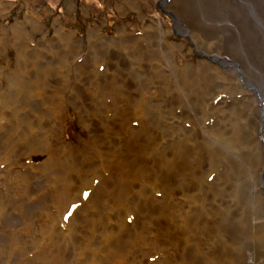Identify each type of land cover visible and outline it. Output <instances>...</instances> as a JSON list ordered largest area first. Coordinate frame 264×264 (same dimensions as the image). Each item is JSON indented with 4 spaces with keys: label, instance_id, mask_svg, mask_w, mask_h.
<instances>
[{
    "label": "bare ground",
    "instance_id": "bare-ground-1",
    "mask_svg": "<svg viewBox=\"0 0 264 264\" xmlns=\"http://www.w3.org/2000/svg\"><path fill=\"white\" fill-rule=\"evenodd\" d=\"M169 9L172 32L185 36L199 58L194 65L178 59L182 49L166 42L161 25L139 38L122 33L114 45L104 42L95 70L86 62L70 69L64 54L50 62L53 68L40 66L35 54L33 66L24 67L17 50L16 69L34 73L13 69L0 87L3 264H264V0H172ZM61 30L54 49L70 41ZM16 33L14 41H25ZM88 35L95 43L101 37L93 29ZM73 42L66 45L72 56ZM86 69L94 75L88 88H59L78 83ZM65 70L76 76L62 77ZM67 106L88 133L85 171L98 185L83 186L88 198L62 224L81 195L66 205L73 175L84 172L63 135ZM25 150L45 156L37 168L28 166L38 174L33 198L42 200L34 206L42 218L28 205L20 216L9 211L8 200L19 198L10 190L21 185L7 173L20 157L14 154ZM91 210L96 215L83 231L81 215ZM155 252L161 255L149 263Z\"/></svg>",
    "mask_w": 264,
    "mask_h": 264
},
{
    "label": "rangeland",
    "instance_id": "rangeland-1",
    "mask_svg": "<svg viewBox=\"0 0 264 264\" xmlns=\"http://www.w3.org/2000/svg\"><path fill=\"white\" fill-rule=\"evenodd\" d=\"M130 2H132L134 6L136 4L137 10H133L131 8ZM171 2L172 0H0V87L3 86V83L7 85L5 77L10 76L12 70L16 69V65L18 64L16 62L18 52L17 50L19 49H23L21 52L26 58L25 62L23 63L24 67L33 66V63L31 64L29 62H33V55L35 54L37 57L36 61L38 60L40 66L53 68L50 62L57 60L60 55L63 56L64 54L66 57L65 65L68 64L70 69H72V67L76 69L88 63V69L95 70V64L98 63V61H96L97 56H101L100 51L101 48L104 47L102 45L104 42L108 41L112 44L114 42H118L121 37L120 34L122 33H131L134 38H139L142 34L153 31L159 25L162 26L166 34V42L181 47L182 52L178 56V59H180L181 62L194 65L199 58L196 53L193 52L190 42H188L185 36L172 32L174 21L172 18L173 15L171 14L173 11H170L169 9ZM59 29H62L61 34L67 35L68 39H70L71 42L69 41L68 44H75L73 41H78V47L73 50L76 55L72 56L69 54L70 49L66 46L68 45L67 43L61 46L62 48L59 46H56V49L52 48L54 43L58 40L57 36L60 33ZM90 29H93L98 34H101V37H99V41H101V43H99V41L95 43V38L90 39L88 35ZM16 32L24 34L25 41H14L13 37L15 36ZM58 43L61 44L62 42L59 41ZM64 47L67 49L65 51H68V53L63 51ZM115 49L117 48L115 47L112 50L114 51ZM76 51H79V53L77 54ZM51 52L52 54H50ZM66 55H68V57ZM114 55L115 61L117 57H120L118 60H121V53L119 51H114ZM55 66L57 67L58 64ZM106 68V65L99 66L98 71L100 75L105 72L104 70ZM21 69L24 70L21 67L15 71ZM86 71L87 74L84 76H77L79 77L78 83H75V81L72 80L73 82L69 81L67 84L60 85L59 88L61 90L65 89V92L68 93H71L70 90L73 87H80L81 84H83V89H85V87L88 88L86 83L87 81L92 80L94 75L87 69ZM24 72L28 76H31L34 73L31 72V69L24 70ZM51 75L52 74H50L49 77L52 79ZM62 75V77L76 76L67 70H65ZM98 79L100 80L96 81L103 82V77L101 78L100 76ZM119 80L120 79L117 81ZM152 89L157 91L155 86H153ZM41 93L47 94L45 90H42L40 94ZM245 93L247 94L248 92ZM236 97L239 100H245L243 95H237ZM108 101H110L109 97H107V103ZM67 107L68 118L65 120L63 135L66 138V141L71 143V148L69 151L75 155V159L82 162L84 166V172L73 175L76 178V181L71 184V189H73V191L69 193L70 199L66 202V205L68 206L71 204V202H75L78 200L80 193L81 195L79 196V201L71 204L69 208L67 207V212L65 211V213L62 214V224L63 222H67V220L71 217L72 212L80 208L88 198L90 190H85L83 186L86 188L91 186L92 188L98 185V180L94 179L96 176L89 177L91 174L89 175L85 171L88 163L86 164L85 162L86 155L82 152V149L84 147L83 141L88 139V133L84 130L82 125H80L79 118L76 115L75 110L73 111V108L70 106ZM132 124L133 128H138V124L136 122ZM185 127L190 128L188 123L185 124ZM10 131H14V134L19 132L13 128H10ZM5 133L6 132L3 131L0 135ZM20 135L22 139L26 137L25 133H20ZM14 153L15 151L10 152L9 154L11 157H14V155H18V157L20 156L16 159V162L11 163L13 165V169L15 168L17 170L11 169V171L7 173V178L10 179L14 184H20L21 187L18 186L19 188L15 189L12 184L8 187V190H10V187H13L10 191H15L14 194H17V197L19 196L18 202L16 204H14L16 202L15 200L13 202L8 200L10 205L9 211L11 213H15L16 216H20L23 207H28L29 209H33L35 211V216L37 215L39 218H42L40 217L41 215L37 213V209L34 208L35 205H40L42 200L33 198L38 194V174L36 172L35 175L31 174L32 172L28 169V166L33 165L37 168V165L43 162L45 156L40 153H30V151L27 150L21 154ZM92 160H94V158ZM4 165L5 163H0V171L4 169ZM107 170L108 172H106V174L113 175L112 178L114 179V174H112V171H110L111 168L110 170L107 168ZM213 177L214 175H210L207 178L208 182H211ZM1 179L2 177L0 176V187H2L4 184ZM82 179L86 180L81 181ZM103 179H108V177L106 176ZM23 183H25L26 186ZM103 184L104 183L102 182L100 185L101 189L103 188ZM82 188L84 190H82ZM1 190L2 189L0 188V191ZM52 191L53 190H48V199L54 197ZM74 192H79V194L75 195L74 197L72 195ZM92 197L95 199L100 198L99 193H93ZM154 198L158 201L162 200L159 193H155ZM26 205L28 206L26 207ZM52 210L53 208L50 207V211ZM18 211L20 214L18 213L17 215L16 212ZM31 215L32 216L29 217L30 221L34 219L33 214ZM51 215L56 216L54 212H52ZM95 215L96 213L92 210L89 213L86 212L81 215L84 221L79 223L81 230L85 231L87 229L88 226L86 221ZM60 216L61 215H59L58 218H60ZM126 221L128 222L127 224L130 225L131 221H128L127 219ZM58 222L59 221L56 222L57 225ZM7 240H11L10 234ZM3 249H6L5 251H10L11 247L9 244L5 243L3 244ZM151 253L152 252L150 251L149 254ZM69 254H71V252H69ZM159 254L160 253L157 252L156 254L155 252L151 258H148V262H154L155 257L159 256ZM4 256L5 254L2 255L0 264H3L5 261ZM14 257L17 261H20L21 257H23V254L17 253Z\"/></svg>",
    "mask_w": 264,
    "mask_h": 264
}]
</instances>
